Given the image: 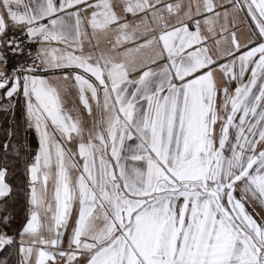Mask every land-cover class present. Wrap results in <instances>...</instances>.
Masks as SVG:
<instances>
[{
    "label": "snow or ice",
    "instance_id": "6c2138e0",
    "mask_svg": "<svg viewBox=\"0 0 264 264\" xmlns=\"http://www.w3.org/2000/svg\"><path fill=\"white\" fill-rule=\"evenodd\" d=\"M0 264H264V0H0Z\"/></svg>",
    "mask_w": 264,
    "mask_h": 264
},
{
    "label": "trees",
    "instance_id": "16d2710c",
    "mask_svg": "<svg viewBox=\"0 0 264 264\" xmlns=\"http://www.w3.org/2000/svg\"><path fill=\"white\" fill-rule=\"evenodd\" d=\"M0 135H2V129H0Z\"/></svg>",
    "mask_w": 264,
    "mask_h": 264
}]
</instances>
